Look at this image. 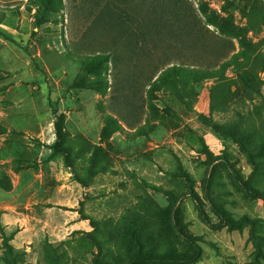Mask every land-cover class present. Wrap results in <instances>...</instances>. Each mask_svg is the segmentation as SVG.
Instances as JSON below:
<instances>
[{"label":"rangeland","instance_id":"obj_1","mask_svg":"<svg viewBox=\"0 0 264 264\" xmlns=\"http://www.w3.org/2000/svg\"><path fill=\"white\" fill-rule=\"evenodd\" d=\"M156 5L182 40L139 63L197 57L194 101L123 82L145 2L0 0V264H264V0Z\"/></svg>","mask_w":264,"mask_h":264},{"label":"trees","instance_id":"obj_2","mask_svg":"<svg viewBox=\"0 0 264 264\" xmlns=\"http://www.w3.org/2000/svg\"><path fill=\"white\" fill-rule=\"evenodd\" d=\"M156 1L157 0H141V2H145L147 6H145L144 11L140 13V16H138L140 17L139 21L136 19L134 20V18L128 20V17H126L127 21L124 20L119 23L120 36H123L124 34L127 35L125 43L127 45L131 44L134 46L131 49L130 55H134L136 57L135 61H137V63L134 64L135 71L131 73L125 72L123 82L126 86L135 88L133 90L135 91L134 95L136 98H140V95H138L139 90L136 89V87L148 86L149 89L156 88L158 91L168 93L175 99L182 102L194 101L198 95L197 91L201 85L203 76L215 73V70L211 72L209 69H205L202 66L203 64H201L202 62L200 63L197 57H191L192 59L189 58L188 61L187 59L189 55L179 49L172 52L173 56H171V54L167 56L168 51H166L165 53H162L164 55L161 58L162 60H160V65L166 64V66L155 68V71L150 76L149 74L147 75L143 72L144 67L139 63L141 62V58L139 59L140 54L138 51L144 55L146 50L144 45L147 42H150L152 47H156L157 43H163L159 40L162 35V40L164 42L170 40L165 45L166 49L172 47V44H174L175 41L177 42L182 40L181 35L179 36V34L175 33V31L168 30V27H165L164 29L160 28L165 22H163L164 17L160 16L156 10ZM131 24H135V27L131 28ZM138 42L142 43L140 48L137 47ZM176 47L179 46L177 45ZM148 55H150L149 51L141 57L148 58ZM106 59H110V61L115 65L118 62L116 50L113 51V54H108ZM168 61L170 62L168 63ZM59 153L67 155V152L64 149H60ZM227 167L236 178L235 168L231 164H227ZM215 214L217 218H219V222L217 224H210L208 218L203 216L206 223L210 227L221 228L224 226H230L226 217L216 209ZM202 215H204L203 212ZM186 240L191 249H193V254L181 255L161 252L159 254L152 255L148 253H139L129 258L126 264H189L199 257L200 249L192 240L188 238H186Z\"/></svg>","mask_w":264,"mask_h":264}]
</instances>
